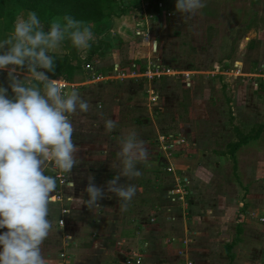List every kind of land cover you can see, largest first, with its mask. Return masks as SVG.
<instances>
[{
  "label": "rangeland",
  "instance_id": "rangeland-1",
  "mask_svg": "<svg viewBox=\"0 0 264 264\" xmlns=\"http://www.w3.org/2000/svg\"><path fill=\"white\" fill-rule=\"evenodd\" d=\"M206 6L203 9H200L195 15H185L182 16L179 12L175 9L176 0H165V9L168 11L169 9L173 12V16H169L170 18H166L165 20V29L164 32L160 31L159 25L155 20L152 18H149V26L151 35L149 32L145 35H130L126 36V34L118 32V28L120 24H123L121 19L118 24L117 20L115 29H111V32L109 33L110 38H113V40H122L123 43L120 45L118 41H115V43H108L111 44L110 51L107 52L110 53V56H118L119 58L118 62H121L117 65L115 68V59L110 60V65L104 64L98 67V70L100 73H102L101 78H96L97 80H104V81H98L99 84L104 85V89L106 90L107 87L111 86L113 89L114 82H111L112 80H123L120 78V76L123 77V73L128 75L127 77V83L122 84L123 87L126 86V89L128 92H131L132 95L129 97H126L128 94L124 93V88L118 89V87H115L111 93V99H114L116 101L117 96L121 95L122 99V110L119 115L116 117L113 115V117L110 116L111 119L116 120L117 122L121 124H134L136 122L140 123H149V125H152L153 130H151L153 137L152 140V146L150 145L149 150V157L148 158H165V152L160 146L158 141H156L157 137V130L155 128V124H157L159 131H161V134H168V133H174L176 136L178 135V127L180 122L184 121H191L193 122V126L195 129L198 130V133L200 132L201 125L202 128L207 126L208 128H211V130L214 134H216L217 130L216 127H222V123H216L212 122L215 119V116L213 115V110L217 108V105L223 104L225 109L229 108L230 105L228 102L225 101L226 97L232 99L233 94L241 93V92H249L251 88H249L248 85H245L243 79H239L237 82H239L240 89L236 87L237 91H233L230 88L225 89L223 92L222 89H219L217 92L214 88L215 86L210 83L209 84V77H208V83L204 84L201 80L202 76H211L212 74H215L219 69V67L224 65V60H229V65L233 62L235 59H241L244 63V71L247 72H253L258 73L261 72L260 70L264 71V66L261 67L258 64H264V0H205ZM129 11H132L129 9ZM136 11V10H134ZM161 11H163L161 9ZM26 14H21L20 12L17 13L14 18H11V16H5L3 18H0V39H2L9 31H11L14 22L18 16ZM166 15V14H165ZM139 20V19H138ZM146 19H144L145 21ZM118 25V27H117ZM92 27V30L97 37L99 32L97 30V27L94 24H90ZM142 28L144 26H141ZM45 30L47 31V28L45 27ZM104 30V29H103ZM159 30V31H158ZM131 31H135L134 29H131ZM107 32V31H106ZM103 34V33H102ZM158 35V37L156 36ZM151 36H154V40H157L158 38L161 40L159 45L157 46V51L154 52V54H151V51L153 49L154 43ZM144 40H151L152 42H148L149 50H146L148 47L145 46V49L142 50L139 48V43H142V39ZM111 40V42L113 41ZM96 41V40H95ZM98 43V42H97ZM135 47V48H134ZM139 48V50H138ZM155 49V48H154ZM70 56V59H74L75 64L71 65L73 72L76 70L78 71H85L83 68V65L86 64V62L83 64V60L80 58V53L71 46L70 41H65L64 44L61 45V47L58 49V54L65 55L68 53ZM140 51H142L144 54H139ZM146 51V52H145ZM106 53V52H105ZM88 55V54H87ZM154 57H159V60L153 59ZM106 58V57H103ZM140 58V59H138ZM161 58V59H160ZM107 60V59H105ZM103 59H99L96 62H93L92 64H102ZM101 62V63H100ZM134 63L136 64L135 67ZM155 63L157 66H171L172 68L175 67L178 69V71H186L191 70L190 68L195 69L192 72H194L190 77H185L182 74H176V75H164L161 77L159 84L156 85V90L153 88L154 85L150 86L148 77H132L133 71L138 72V70L143 71L144 68H147L148 64ZM240 64V63H239ZM242 67V64H241ZM75 69V70H74ZM86 69V65H85ZM92 69V68H90ZM254 70V71H253ZM201 71V72H199ZM130 73V74H129ZM264 73V72H263ZM25 73H20V76H24ZM196 74V75H195ZM47 75L49 77H58L57 74L48 72ZM195 75V78H197V82L193 86V79L192 76ZM98 76V75H97ZM109 77V78H107ZM0 78L3 80L0 83V85H3L5 87H8V79H7V71L0 72ZM80 78V77H76ZM76 78H71L70 80H77ZM259 79H262V77H258ZM126 79V77L124 78ZM152 81V80H151ZM98 82L96 84H98ZM211 82V79H210ZM93 84V83H92ZM212 85V86H211ZM88 86V85H87ZM97 86V85H95ZM170 86V87H169ZM193 86V87H192ZM251 86V85H250ZM69 87L78 88L81 89L80 86L78 87V84L76 82L70 83ZM159 87V88H158ZM133 88V90H132ZM188 92L185 90L187 89ZM252 88H255L252 85ZM153 89L155 92L158 93V89L163 93L160 101L161 103L159 105L152 106V111L148 110V97L149 93L148 90ZM146 91V94L143 95V92ZM218 93L222 95L219 96ZM196 96L197 103L201 106L199 109L201 110V116H203V119L198 118L197 116L189 114H184L182 112V109L178 108L180 107L179 103H189L191 100L189 99L190 96ZM207 96V98H206ZM219 96L220 99H218L217 103V97ZM226 96V97H225ZM159 99V95L157 96ZM240 97H242L240 95ZM239 97V98H240ZM238 98V99H239ZM150 99V98H149ZM127 100V102L125 101ZM175 100V101H173ZM195 100V101H196ZM157 101V100H156ZM194 101V102H195ZM245 99L241 100V102H244ZM258 103H264V99H260L257 101ZM174 104L172 106V104ZM178 103V107L175 105ZM246 103V101H245ZM207 105V110H205V107ZM247 104V103H246ZM261 106V105H260ZM186 107V105H185ZM263 108L264 113V105L261 106V109ZM160 109V110H159ZM212 113V115H211ZM251 117H253L252 114H250ZM115 117V118H114ZM190 117V118H189ZM226 117V116H225ZM249 115H244L245 122L241 121L242 129L240 126L236 130L235 123L232 121L229 123L230 126L227 127V131L225 132L223 130V133L226 137V139L222 142L225 144H232V140H237L238 138L247 137V135H257L258 127L261 124H264L263 121V115L261 112H257L254 119L255 123H248L246 120H252ZM139 118V119H137ZM222 118V117H220ZM100 126L95 127V131L90 129V126H87L86 129H84V132H82L85 136H88L89 134H92L90 140H93L97 138L98 140L104 141L103 137H107L112 135L111 132H106L103 126L102 120H100ZM118 124V123H117ZM96 125V124H95ZM214 125V126H212ZM233 126V128H232ZM199 128V129H198ZM219 128V132H220ZM253 129V130H252ZM218 133V132H217ZM263 131L262 133H259L260 137L262 138V141H256V144L254 142L253 148L250 150L251 155L249 158L247 157V154H250L248 152L243 151V147L235 148L234 154H232L234 157L229 156L228 158H234L230 160V162H224L221 161L218 164H210L211 168H209L207 179L204 182V184H213L210 191L206 192L207 188L204 190L201 188V193L196 194V202H200V209L205 210V212L212 213L211 218H213L216 222L219 221L221 218H224L228 212H225L224 209H231L234 212L233 216L230 215L226 216L229 217V222H232L233 225L231 226L230 232H234V224L237 219L241 220L245 218L246 215L245 212H242V207L246 206V204H249V207L247 210H252V215L249 216L252 219V223H254L256 226H259L260 228H264V139H263ZM149 135V134H148ZM98 136V137H95ZM179 138L180 135H178ZM158 138V137H157ZM88 139V138H87ZM214 139V138H213ZM215 140H209L208 145L205 146L203 144L202 146L205 147L203 149H209L211 150H217L219 152H222V154L232 153V150L234 146L227 145V146H215L214 142ZM188 140L185 139V141L179 142V144L176 146L175 150L173 151L174 154H171L170 157L179 156L182 154L184 156L187 154L183 150V144H187ZM159 144V145H158ZM253 153V154H252ZM242 154L245 156L242 158ZM238 160V161H237ZM164 166V165H163ZM236 167V168H235ZM236 169V171H235ZM160 176L164 179L166 183L169 181L171 182V177L165 176L163 171L160 170ZM173 172V171H170ZM69 180H71V176L68 177ZM180 182L184 185L185 181L183 178H180ZM249 183L250 188L248 192L244 191L245 184ZM172 185V186H170ZM175 183L173 182L169 184L168 188L172 189V187H175ZM187 190H189L188 186H185ZM147 198V201H149L148 205L153 204V200L155 197H151L148 194L149 189H144ZM171 191V190H170ZM169 191V192H170ZM57 192V191H56ZM54 192L53 199L54 201H60L55 199ZM189 193V191H188ZM228 193V194H226ZM237 193V194H236ZM65 196V195H64ZM187 198V197H186ZM170 200L174 201L170 195ZM204 201L207 202V206H204L202 203ZM208 207V208H207ZM185 210V209H184ZM182 208V212H184ZM207 210V211H206ZM240 211V212H239ZM186 212V211H185ZM189 211L187 210L186 217L189 216ZM208 214V213H207ZM261 216V218H260ZM260 218V221H259ZM144 222L147 223V216L145 215ZM191 222V220H190ZM220 222V221H219ZM197 228L195 227V224L191 227L190 233L187 236V239L182 240L183 244L189 245L188 250H185L183 248L177 249L175 253L167 254L162 245L161 246H155L156 249L154 252H151V264H164L163 260L167 259L168 261L174 260V263L177 264L179 260L183 261V264L186 262L187 259L194 260L195 263L200 262L202 259L205 258L206 264H228V259L223 255L228 248H225V244H227L228 241H222L224 233V229L221 226H209L207 234H215L216 236L219 235L221 241H212L210 242L207 240L202 233L203 228H200L199 225V218H197V221H195ZM230 226V224H229ZM164 227V226H163ZM169 227V226H168ZM183 224H176L174 225L175 231L178 233L182 230ZM53 227L52 231L50 232L48 238L44 241L42 245V254L45 257L46 264H71L72 259H69L67 257H62V253H70L72 255V247L74 240V237L70 234H66V237H62L63 239H60L59 231ZM145 229V228H144ZM148 229V228H147ZM166 229V228H165ZM7 229H0V233L3 231H6ZM149 230V229H148ZM184 230V229H183ZM183 230L181 232H183ZM201 232V233H200ZM64 236V235H63ZM177 236H181L180 234H177ZM232 240V236L229 237ZM252 238L255 240H264V235L261 233H252ZM140 237L136 241L129 240L127 244L125 243L123 251L125 256H135L137 254L136 252V246L137 242L139 241ZM59 240L64 241V243L61 245L62 248L58 249ZM258 240V241H259ZM60 242V243H61ZM211 244H210V243ZM256 242V241H254ZM70 243V245H69ZM84 244V242H83ZM87 244V242H86ZM65 245V247H64ZM67 245V247H66ZM159 245V244H156ZM259 247L253 251L250 255H244L241 259H239L238 264H264V244L263 243H257ZM134 246V247H133ZM255 246V245H254ZM88 246L83 249L84 251H87ZM160 248V251H157ZM211 253L212 256V262L206 259V256ZM245 253V252H244ZM82 255V253H81ZM186 257V259H185ZM85 258L86 260H89L90 258L79 256V260L75 259L74 264H83L81 261ZM153 258V259H152ZM174 258V259H173ZM71 261H69V260ZM158 260V261H157ZM220 260V263H218ZM69 261V262H68ZM204 261V260H203ZM173 262V261H172ZM129 264V263H127ZM133 264V263H132ZM180 264V263H179ZM237 264V263H234Z\"/></svg>",
  "mask_w": 264,
  "mask_h": 264
},
{
  "label": "crops",
  "instance_id": "crops-1",
  "mask_svg": "<svg viewBox=\"0 0 264 264\" xmlns=\"http://www.w3.org/2000/svg\"><path fill=\"white\" fill-rule=\"evenodd\" d=\"M149 1L150 0H140L141 6L139 8L127 5V8L125 9L124 13H122L120 16H115V20H117V22L123 19L122 20L123 24H120L118 28L119 29L118 32L126 34V36L127 35L138 36L137 30L141 29L144 33L149 32L151 35L152 31H150L151 28L149 26L150 25L149 20L151 19L149 18L155 20V22H157L159 25L160 28L159 30L164 32V29L166 28L164 19L166 18L168 19L170 18L169 16H173V12L170 9L168 11L165 9V0H162L161 2L162 5H160V8L163 11H161V9L159 11L157 10L150 11L149 8H147V4ZM129 9H131L132 11H129ZM169 13H172V15H169ZM144 19L146 20L144 21ZM106 25L105 27L103 26L101 30V32L104 34L103 38L110 41V43H115V41H118L121 45L123 43L122 40H113V38H110L109 35L111 29L112 30L115 29L116 22L113 24L112 27L106 28ZM141 26L144 27L142 28ZM131 29H134L135 31L133 32L131 31ZM156 36L158 37V35ZM151 38L153 39L154 46L153 49L150 51L151 54L152 53L154 54V52L157 51V46L159 45L161 40L159 38L157 40H154V36H151ZM111 40L113 41L111 42ZM148 42H152V41L150 39L144 40L143 38L142 43L141 42L139 43V48L144 50L145 46L147 45L148 47H146L147 48L146 50H149ZM107 52L102 54L101 57L99 58V59H103L102 64H99L98 62V64L93 65L92 69H85V65H83L85 71L83 72L76 70L73 75V78L80 77L79 79L76 78L77 80H72V81L66 80L69 83L76 82V84H78V87L79 85L84 86L81 87V89L73 88V87H68V89L79 90L82 97L87 101H89L90 103L89 112L78 113L76 116L72 118L73 123L76 127V132L74 134L73 139L81 149L78 155L82 160V163H80L77 167L73 168L71 174V181L74 182L75 188L68 189L65 187V185H61L58 180L57 190H61L65 194V197L62 201H55V203H53L50 206L51 207L50 219H53L54 221L53 227L57 230H60V228H62L61 232L59 231V235H61L60 239L66 237L67 233L74 237V240L72 241L73 253L72 255L70 253H67L66 257L72 259V261L68 259L69 261H71V264H74L73 261L74 259L75 261L76 259L79 260V256L82 255L84 257L90 258L89 260L83 258V260L81 261V263L83 264H127L126 260L128 258L135 259L138 256H141L142 257L141 264H151L150 256H151V252L155 251L156 249L155 246L162 245L164 251L167 254H171L172 252L175 253V251H177V249L179 248L188 250L190 244L185 245L183 244L182 240L187 239V236L190 233V229L194 224L195 227L197 228L195 221H197V218H199L198 226L200 228H203L202 232H204L202 233V235L210 242L221 241V240L219 235L216 236L215 234H211V233L207 234V232H209L208 230L209 226H216V227L221 226L222 228H225L224 229L225 234L223 235L224 240L222 241H228L227 244H225V248H228V250H226L227 252H225L223 255L228 259L227 261L228 264H234V263L238 264L239 259H241L244 255L248 256L252 254L253 251L256 249V247L257 248L259 247L258 245H256L257 243L264 244L263 238L262 240H259L260 238L257 240L252 238V233H255L256 231L257 233H261L264 235V228H260L259 226H256L254 223H252L253 221L249 216L250 214L252 215V210H247L249 204H246L244 208L242 207L241 211L246 213V215L244 216L245 218L241 220L239 219L236 220L234 224L235 229L234 232L232 233L230 232V230L232 229L231 226L233 225L234 222L232 219H231L232 222H229L230 218L226 217L230 215V213H232L230 216H233L234 212H232L233 211L232 209L231 211L229 209L228 210L224 209L225 212H228L226 216L224 218H221L219 220L220 222L217 220L215 222V220L210 217L212 213H209L207 210H206L207 212H205V210L200 209V207H198L200 205V202H196L195 197L196 194L201 193V188L203 190L207 188L206 192H208L210 191L212 186L214 187L213 184H209V185L204 184V182L207 179L209 168H211L210 164H212V162L213 164H218L221 161L230 162V160L232 159L234 161V158L231 159L228 157L229 156L234 157L232 154L236 152L234 151L235 148L237 149L239 147H243L244 152L250 153L246 155L247 157H244L245 154L244 155L242 154V158L243 157L249 158V156L251 155L250 150L256 144V141H262L261 140L262 138L260 137L259 133H262V131L264 132V124H261L258 127L259 133L257 135H250V136L247 135V137H243L240 139L238 138L237 140L234 141L232 140V144H227V143L225 144L224 142H222L223 139L224 140L226 139V137L223 136L224 135L223 130L226 132L228 130L227 127L230 128V126L226 127L225 123L229 125V123L233 121L235 123L234 129L237 130L240 126L241 130H243L245 128L242 129L243 124H241V121L245 122L244 115L247 114L250 117H251L250 114L253 115V117H251L252 120H246L248 123H255L254 117L257 112H261L264 119V113L262 112L263 108L261 109V106L264 105V103L257 102L260 99H264V73H263L264 71L260 70L261 72L258 73L247 72L244 71L243 60L235 59L229 65L230 63L229 60L225 59L224 65L219 67L218 68L219 70L215 74H212L211 76H206V75L202 76L201 80L204 84L208 83V77H209V84L212 83L215 86L214 88L216 89L217 92L219 91V89H222L224 92L225 89H229V88L236 92L237 91L236 87L239 89L240 87H242L237 81L243 78L244 79L241 81H243L245 85H248L249 88H251V90H249V92L247 93L245 92L237 93L239 92L237 91L236 94H233L232 99L225 96L226 97L225 101L228 102L230 107L225 109L224 107H222L224 105L221 104L219 105V107L217 105V108L213 110L212 113L215 116V119L212 122L222 123V127H219L221 128L220 132L218 131L219 128L216 127V129H218L217 130L218 133L216 132V134H214L211 131L213 129L208 128L207 126L202 128L203 125H201L200 132L198 133V130L195 129L193 126V122L191 121L180 122L178 127L179 130L178 135L188 140L187 144H183L184 145L183 150L187 152V154H185L184 156L180 154L179 156L177 155L175 157L170 158L167 156V153L164 151L165 158H160V159L158 157L148 158L147 165L145 164L137 165L138 169L142 173L140 177L133 178L131 180H128L127 177H121L119 183L134 184L137 186L138 189L135 196L129 202L127 208L122 210L118 203V198L115 196V194L107 193L106 191L107 181L111 180L117 174V170L113 169L111 165L117 168L119 167V161L116 159V153L119 151V144L117 142L118 138L122 135V133H126L128 130L134 128L138 132L139 138L145 142V145L147 146L149 152L150 150L149 147L152 144V140H153V137H151L152 135L151 130H153V128L152 125L151 126L149 125V123L136 122L134 124L126 123L125 125L119 123L120 122L119 121L117 122L118 123L117 127L111 132L112 135L110 136L107 135V137H103V139H105L104 141L98 140L97 138L90 140L92 139L90 138L92 134L85 136L82 133L84 132V129H86L87 126L90 125H91L90 129L95 131L96 129L95 124L97 123L98 120L99 121L101 120V116L103 117V119H108L110 118V116L113 117L114 115L116 117L117 115H119L122 110L121 108L122 96L116 95L115 98L117 99L116 101H114V99H111V93L113 89H115V87H118V89L121 90L124 88V93H127L129 90V88L127 90L126 86L123 87L122 85L124 83H127L126 81L128 76L126 75L123 77L120 76V78L123 79L122 81L112 80L111 82H114L115 87L112 89L111 86H109L107 87L106 90L104 89L103 84H99L100 81L102 82L104 80H100V79L97 80L96 78L93 77L94 75H102V73L97 71L98 67L104 64L110 65L111 63L110 60L112 59L116 60L114 64L115 68L119 63H121L118 62L119 60V58H117L118 56H113V55L110 56V53L107 54ZM60 53L61 52H59L58 57L55 59L54 74H58L63 69L64 66V55ZM139 54L143 55L144 53L140 51ZM153 59L159 60V57L155 58L153 55ZM84 63L85 62L83 60V64ZM152 64L155 65V63ZM135 65L136 64L134 63L133 67H135ZM149 65L150 63L147 66ZM258 65L261 67L264 66V64H258ZM193 70L195 71V69H192V71ZM3 71H7V70H0L1 73ZM195 75L192 76L194 87H196L195 84L197 82H200L197 81ZM125 77L126 79H124ZM258 77H262V79H259ZM21 78H23V76H21ZM160 79H154L152 81L149 80L150 86L154 85V87L153 86L152 87L156 90L157 89L156 85H160L159 84ZM2 81L3 80L0 78V83H4ZM97 82L98 84H96ZM252 85L255 88H252ZM188 90L190 89L185 90V92L186 91L188 92ZM164 92L165 91H163V93ZM163 93L158 89L157 96L159 95V99H157V101L155 102L151 101L148 97L149 111H152L151 109L152 106L154 107L155 105H159L161 103L160 102L162 100L161 95ZM11 94H12L11 89L9 88V95ZM128 94L129 95H127L126 97H129L130 99V95L132 94L131 92H128ZM145 94L146 91L143 92V95ZM218 95L222 97L220 93H218ZM240 95L242 97H240ZM219 96L217 97L216 100L217 103H218V99H220ZM189 99L191 100L189 103L188 102L179 103L180 107H178V103H176L175 105L178 108L182 109V112L184 114H189L191 116L193 113V115L197 116L200 119H203L204 117L201 116L202 109H199V107L201 106L197 103L196 96L191 95ZM242 99L243 100L245 99L247 104L245 103V101L241 102ZM125 101L127 102V100ZM173 105L174 104H172V106ZM207 105L208 104H206L205 110L208 109ZM154 124L158 132L157 137H159L162 132L159 131L157 124L156 123ZM157 137L155 139L156 141H158ZM213 138L218 139L215 140L214 142L215 146L218 145L234 146L232 153L229 152L225 155L217 150L209 151V149L206 150L203 149L205 147H203L202 145L205 144V146H207L209 140L210 139L214 140ZM263 139H264V133H263ZM157 143H159V141ZM170 165L173 166L174 168L173 172H170L168 170V167ZM160 170L163 171V173L165 171L164 173L165 176L167 175L168 177H171L170 179L171 182L169 181L168 183H166L165 181H163L164 179L160 176V173H162L160 172ZM90 174L94 176L95 185L97 187H101L102 189H104L106 193L105 196L98 201L100 207L93 208L91 210H89L87 206H75L74 204L69 203L70 198L75 196L79 197L82 192L84 198L88 199V194L84 192V189L88 184V176ZM180 178L184 179L185 181L184 186L189 187L188 190L189 193L185 196V200H178L177 202H173L172 200H170L169 191L171 189L168 188V186L170 183L173 184L174 182L176 184L177 181L180 182ZM249 185H250L249 183L245 184L244 191H246V193L250 189L248 188L250 187ZM147 188L149 189V193H151L148 195L151 197L152 196L155 197L154 199H152L153 204L151 205H148L149 203V201H147L148 197L146 196V194H144L145 193L144 189ZM250 193L248 192L247 194L248 197ZM202 204L204 206H207L206 201H204V203ZM64 207H67L69 209V213L66 215V224L63 227H60L58 221L63 216L61 210ZM182 208L183 210L185 209L184 212H182ZM187 210L189 211L188 217H186ZM145 215L147 216V223L143 221ZM176 224H183L182 227V230L184 229L183 232H181L182 230L178 233L175 231L174 225ZM177 234H180L181 236H177ZM230 236H232V240L229 238ZM139 237L140 239L137 242L138 244L136 246L137 254H135V256H125L124 251L122 249L124 248L125 243L127 244L129 240H131V242L136 241L138 240ZM59 241L61 242L62 240ZM60 242L58 245V249L62 248L61 245L64 243V241L61 243ZM87 246H88L87 248L88 250L83 252V249ZM157 251H160V248ZM206 259L209 260V263L210 261L212 262L211 253L206 256ZM163 262L164 264H176L174 263V260L168 261L167 259L166 260L164 259ZM179 263L183 264V261L179 260L177 264ZM218 263H220V260ZM195 264H206V260L204 258L200 262H197Z\"/></svg>",
  "mask_w": 264,
  "mask_h": 264
},
{
  "label": "clouds",
  "instance_id": "clouds-1",
  "mask_svg": "<svg viewBox=\"0 0 264 264\" xmlns=\"http://www.w3.org/2000/svg\"><path fill=\"white\" fill-rule=\"evenodd\" d=\"M205 6V0H176L175 9L185 16ZM47 26L46 31L37 12L28 11L0 39V70H7L8 79V87L0 85V229H7L0 233V264H46L42 245L54 226L52 194L58 180L68 189L75 188L68 177L82 163L72 118L89 112L90 103L79 90H69L47 72H55L58 49L65 41L83 60L96 36L87 22L68 15L53 18ZM101 120L106 132L117 127L116 120L102 116ZM117 142L119 167L111 165L117 174L107 181L106 191L115 194L123 210L138 189L119 183L120 178L140 177L137 165H147L149 152L134 128L122 133ZM84 192L88 199L82 192L69 203L91 210L100 207L98 201L106 194L91 174Z\"/></svg>",
  "mask_w": 264,
  "mask_h": 264
},
{
  "label": "trees",
  "instance_id": "trees-1",
  "mask_svg": "<svg viewBox=\"0 0 264 264\" xmlns=\"http://www.w3.org/2000/svg\"><path fill=\"white\" fill-rule=\"evenodd\" d=\"M161 2L162 0H150L147 8L150 11H159ZM127 5L139 8L141 2L140 0H0V18L5 16L14 18L19 12L27 14L28 11H36L47 29L49 21L53 18H62L65 15L83 20L88 24H94L99 34L96 41L92 42V46L87 52V58L84 60L85 65L89 64L93 67L95 63H92L109 51L111 46L109 41L103 38L104 34L101 32L103 26L105 27L107 24L106 28L112 27L115 16L124 13ZM68 55L69 51L64 57L63 69L57 74L58 77L54 78L67 81H71L70 79L73 78L74 72L72 73L71 65L75 64V61L71 60L70 56L66 57Z\"/></svg>",
  "mask_w": 264,
  "mask_h": 264
},
{
  "label": "built area",
  "instance_id": "built-area-1",
  "mask_svg": "<svg viewBox=\"0 0 264 264\" xmlns=\"http://www.w3.org/2000/svg\"><path fill=\"white\" fill-rule=\"evenodd\" d=\"M160 5H162V3H160ZM169 15H172V13H169ZM137 35H145L146 33H144L141 29L137 30ZM237 65V64H235ZM87 69L92 68L91 65L87 64L86 65ZM194 72H192L191 70H186V71H178L177 68L175 67H171V66H157V65H149L147 66V68L143 71L138 70V72L133 71L132 73V77H139V76H143V77H148V79L150 80H154V79H160L162 76L164 75H176V74H182L185 77H190V75H192ZM130 74V73H129ZM126 73H123V76H125ZM128 76V75H126ZM94 78H101V75H94ZM52 78V77H50ZM56 79V78H53ZM58 82H60L62 85H65L67 88L70 86V83L67 82L64 79H57ZM149 93V98L151 101L155 102L158 97H157V93L153 90V89H149L148 90ZM158 141L160 143V146L162 147V149L167 153V156L170 157L171 154H174V150L176 148V146L179 144V142H184L185 139L184 138H179L178 135L176 136V134L174 133H168V134H161L158 137ZM171 158V157H170ZM169 171H174L173 166H169L168 167ZM61 177L64 176L63 173L60 174ZM60 182V181H59ZM61 185H64L60 182ZM56 194H55V199L56 200H60L62 201L64 199V193L61 190H56ZM188 194V190L185 188V186L181 183V182H176L175 187H173L170 191V195L172 197V199L174 201H178V200H185V196ZM62 214L63 216L59 219L58 224H61V221H63V226L66 224V215L69 213V209L67 207L62 208ZM62 257H66L65 253H62ZM127 263L129 264H141L142 263V257L138 256L135 259H131L128 258L126 260ZM184 264H195V262L193 260H189L187 259L186 262Z\"/></svg>",
  "mask_w": 264,
  "mask_h": 264
}]
</instances>
